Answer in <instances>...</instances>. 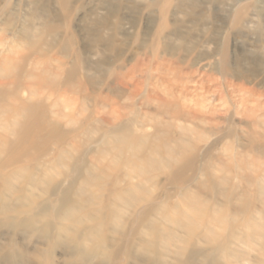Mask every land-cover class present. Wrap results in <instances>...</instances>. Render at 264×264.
I'll return each mask as SVG.
<instances>
[{
	"label": "rangeland",
	"instance_id": "1",
	"mask_svg": "<svg viewBox=\"0 0 264 264\" xmlns=\"http://www.w3.org/2000/svg\"><path fill=\"white\" fill-rule=\"evenodd\" d=\"M0 133V264H264V0H0Z\"/></svg>",
	"mask_w": 264,
	"mask_h": 264
},
{
	"label": "bare ground",
	"instance_id": "2",
	"mask_svg": "<svg viewBox=\"0 0 264 264\" xmlns=\"http://www.w3.org/2000/svg\"><path fill=\"white\" fill-rule=\"evenodd\" d=\"M35 122H36V120H35ZM0 136L4 137V134L0 133ZM4 139H3V142L0 141V152L4 153L5 150L8 149V151L10 152V154H9L10 156L6 160L5 159H3V160L1 159L0 160V180L4 181L5 182V186H7V188H8L10 182L11 181L13 182L14 181L13 178L17 176V172H18L17 169H19L21 167H22L21 169H23L27 165L26 162L28 161V158H27L28 156H27V152L21 150L23 148V145H24V142H23L22 138L19 139L18 141L16 140V141H13V142L12 141H8L7 142V140L6 139L4 140ZM28 140H30V139H28ZM5 143L7 145V148H5V146H4ZM29 160H30V158H29ZM8 167H13V168H11L9 172L4 171V169L8 168ZM6 193L7 192L5 191V193L1 197V201L3 203H5V205L8 203V200H9V199H6V197H5ZM69 214H68V216H69ZM65 219H66V217H65ZM235 257L238 259V255L237 254L233 255L231 258H235ZM239 263H241V262H239ZM239 263H237V264H239Z\"/></svg>",
	"mask_w": 264,
	"mask_h": 264
}]
</instances>
